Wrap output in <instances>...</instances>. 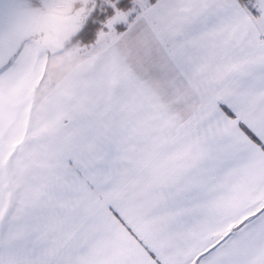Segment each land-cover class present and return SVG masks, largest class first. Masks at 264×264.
Listing matches in <instances>:
<instances>
[{"label": "snow or ice", "instance_id": "obj_1", "mask_svg": "<svg viewBox=\"0 0 264 264\" xmlns=\"http://www.w3.org/2000/svg\"><path fill=\"white\" fill-rule=\"evenodd\" d=\"M0 264H264V0H0Z\"/></svg>", "mask_w": 264, "mask_h": 264}]
</instances>
